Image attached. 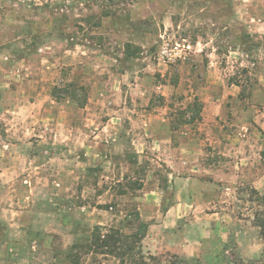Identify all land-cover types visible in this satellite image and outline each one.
Segmentation results:
<instances>
[{"label":"rangeland","instance_id":"rangeland-1","mask_svg":"<svg viewBox=\"0 0 264 264\" xmlns=\"http://www.w3.org/2000/svg\"><path fill=\"white\" fill-rule=\"evenodd\" d=\"M164 41L190 43L187 59L160 62ZM127 56L137 58L134 75L148 76L149 104L169 105L173 111L160 115L181 124L180 134L195 133L203 162L223 163L224 142L248 140L247 152L264 171V0H0V264H121L112 255L86 253L84 243L95 226L137 230L141 179L149 169L167 179L163 166L138 157L143 146L113 145L117 134L99 133L112 109L122 108L117 121L125 124L132 113L127 106L143 103L114 77ZM210 61L224 85L239 90L217 114L204 111L194 95ZM94 80L119 90L118 103L110 105L108 93L91 97ZM165 81L174 87L168 100L154 86ZM187 121L196 126L185 127ZM225 190H236L228 203L236 218L227 217L230 228L200 254L227 243L264 264L257 221L264 180L260 191L246 181Z\"/></svg>","mask_w":264,"mask_h":264},{"label":"crops","instance_id":"crops-1","mask_svg":"<svg viewBox=\"0 0 264 264\" xmlns=\"http://www.w3.org/2000/svg\"><path fill=\"white\" fill-rule=\"evenodd\" d=\"M165 13L167 15L168 12ZM168 16L171 17L170 14ZM106 22L109 23L108 20ZM208 43L207 41L202 44L197 41L196 44L205 46ZM194 51L192 66L197 68L201 50ZM207 56L215 57L216 54L209 52ZM134 59L137 58L127 56L128 65L126 64L122 73H118L114 77L120 78V81L124 83L128 82L130 91L132 93L135 91L134 97L138 95L136 101L141 99L143 102L140 104L143 108L126 105L132 113L128 115L130 121L125 124L117 121L122 108L112 109L109 112L111 115L109 121L102 124L99 133L109 130L117 134L113 138V145L143 146L144 149L138 157L163 166L167 173V179L161 181L159 174L154 176V172H151L155 169H149L146 179H141L144 185L142 184V187L136 190L137 210L140 219L147 223L146 235L142 241L144 248L146 247L151 253L163 249L188 257L199 255L204 244L222 236L223 229L230 226L231 219L229 220L227 217L236 218L230 213V204H228L236 190H225V188H235L238 183L243 184L246 181L252 183L260 191V183L264 180V171H260L257 158L247 152L249 146L245 145L250 144L248 140L238 142L239 140L234 139V141H228L229 143L224 142L226 145L224 147L229 148V151L224 153L223 163L217 165L212 160L203 162V158L199 157L202 151L198 152L201 150L199 149L201 143L198 147L199 140L195 133L183 131L180 134L181 124H175L168 120V117L160 115L163 111L165 113L173 111L172 108L169 105L158 107L149 104V92L150 94L152 92L149 89L150 86L147 85L148 76L146 73L140 76L134 75L132 67ZM213 62L210 61L206 64L203 74V78L206 80L204 81L205 85L194 95L200 96L204 103V111L217 114L227 108L229 97H236L239 90L234 83L229 86L224 85V80L217 75L219 74L218 68L213 67ZM127 78L129 79L126 80ZM107 85V80L92 81L90 96L101 98L108 93L110 105L117 104L119 97H122L123 94L118 92L119 90L108 89ZM221 85L223 87L220 90H215L214 86L220 87ZM154 86L167 100L174 93V87L168 81ZM30 95L32 96V93ZM30 106L32 107V101ZM86 108L87 106L83 110ZM145 114L149 116L146 117ZM143 115L146 117L144 120L141 117ZM183 125L189 129L196 126L191 121H187ZM243 145L247 148L246 152L241 149ZM150 178L153 179V183L148 185ZM202 210L204 213H198Z\"/></svg>","mask_w":264,"mask_h":264},{"label":"trees","instance_id":"trees-1","mask_svg":"<svg viewBox=\"0 0 264 264\" xmlns=\"http://www.w3.org/2000/svg\"><path fill=\"white\" fill-rule=\"evenodd\" d=\"M68 87L75 88L73 83H70ZM64 94L73 97L70 89H66ZM80 103L84 102L80 101ZM257 221L264 236V210L258 215ZM146 231L147 223L145 222H141L137 230L131 233H126L117 227L105 229L95 226L89 239L84 243L85 251L86 253L112 255L118 258L121 264H257L253 259L240 256L235 249L229 248L227 243H221V248H216L210 255L199 254L192 258L182 257L176 253L145 252L142 241Z\"/></svg>","mask_w":264,"mask_h":264},{"label":"built area","instance_id":"built-area-1","mask_svg":"<svg viewBox=\"0 0 264 264\" xmlns=\"http://www.w3.org/2000/svg\"><path fill=\"white\" fill-rule=\"evenodd\" d=\"M164 37L162 36V38ZM191 47L192 45L190 43L179 41L170 43L164 41L158 54V60L165 64L185 60L188 57Z\"/></svg>","mask_w":264,"mask_h":264}]
</instances>
